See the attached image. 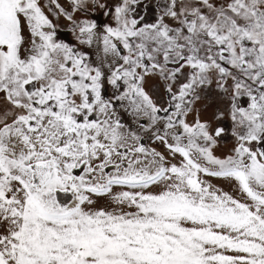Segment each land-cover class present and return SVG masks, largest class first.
<instances>
[{"label": "snow or ice", "instance_id": "6c2138e0", "mask_svg": "<svg viewBox=\"0 0 264 264\" xmlns=\"http://www.w3.org/2000/svg\"><path fill=\"white\" fill-rule=\"evenodd\" d=\"M0 264H264V0H0Z\"/></svg>", "mask_w": 264, "mask_h": 264}]
</instances>
